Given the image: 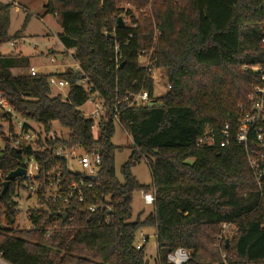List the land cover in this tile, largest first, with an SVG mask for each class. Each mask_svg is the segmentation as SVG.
<instances>
[{
  "label": "trees",
  "instance_id": "16d2710c",
  "mask_svg": "<svg viewBox=\"0 0 264 264\" xmlns=\"http://www.w3.org/2000/svg\"><path fill=\"white\" fill-rule=\"evenodd\" d=\"M44 1L46 13L60 26L58 41L74 50V60L108 104L140 90L148 92L150 104L118 106L119 126L130 140L119 182L113 159L123 148L111 142L117 124L110 114L94 136V120L79 110L88 93L74 85L76 74L69 69L30 75L28 56L0 52V97L14 112L45 129L57 122L68 130L67 143L84 151L97 149L101 155L96 195L67 206L66 219L50 217L57 205L46 202L30 210L31 228L18 227L12 200L17 181L10 182L0 198V260L149 264L145 243L134 246V237L140 228L152 226L158 258L154 264H171L166 256L177 248L190 253L184 264H212L221 252L231 258L230 264H264V146L254 147L257 167L252 170L234 138L218 145L225 125L235 133L248 108V94L258 83V75L243 67L264 58V0ZM12 7L0 0V46L21 39L26 25L27 17L21 30L8 34ZM119 17L130 23L118 26ZM143 51L151 52L153 67L167 71L170 87L163 96L153 95L150 73L138 60ZM50 76L70 83L64 98L51 95ZM5 122L12 132L0 112V191L6 175L30 152L12 146L3 131ZM206 129L215 132V146L196 145ZM140 160L151 173L148 185L131 174ZM256 173H262L259 179ZM18 185L24 188L22 182ZM151 190L152 212L131 221L132 193ZM104 197L111 212L86 210Z\"/></svg>",
  "mask_w": 264,
  "mask_h": 264
},
{
  "label": "built area",
  "instance_id": "2783aa9c",
  "mask_svg": "<svg viewBox=\"0 0 264 264\" xmlns=\"http://www.w3.org/2000/svg\"><path fill=\"white\" fill-rule=\"evenodd\" d=\"M262 43L264 44V35ZM13 44H15L14 41L11 42L12 46ZM114 48L117 50L116 45ZM63 51L72 57L73 64L69 69L76 74L74 85L81 87L88 93L86 102L92 105V110L85 115L90 116L94 120L93 129H98L100 124L106 121L110 114L112 115L113 122L119 126L118 106L121 104H124L126 108L145 107L150 104L149 95L146 90L127 92L120 98L116 97L113 105L108 104L79 64L74 60V50H66L63 47ZM145 53L147 52L143 51L138 56L141 57ZM150 54L151 52H149L147 64L141 65L149 73L153 69ZM49 60L51 63H54V55H51ZM243 68L244 70H251L253 73H256L258 75V83L252 86L248 94V108L245 109L235 133L232 134L229 125H225L219 131L221 140L218 142V145L219 147H224L234 138L235 142L243 147L248 164L254 170L257 167L254 147L264 146V58L261 63L244 66ZM28 74L37 75L39 72L34 66H30ZM150 78L154 80L151 74ZM47 84L50 89L66 88L67 91L70 86L68 81L58 79L55 76H50L47 79ZM169 87L167 84V88ZM0 112L10 121L13 127L12 132H9L7 126L9 123L5 122L3 124V127H6V131L4 128L3 131L11 140L12 146L19 150L27 148L30 151L28 154L22 155L16 167L23 168L25 171L23 175L15 179L17 183L12 194L16 211L14 221L18 227L31 228L29 219L30 210L38 209L46 202L57 205L56 213H66L67 206L74 203H85L89 197L96 195L95 188L99 183L98 177L101 165V155L97 149L84 151L78 145L67 143V136L58 134L52 127L45 129L40 123L19 117L1 97ZM216 144V134L211 129H206L196 141L197 146H215ZM73 163L76 164V168ZM256 174L257 179L262 175V173ZM18 181L23 183L24 188L18 185ZM141 195L145 204H153L155 200L154 190L147 193L141 191ZM32 196L36 198V203L32 206H26L27 199ZM103 199L98 203H89L85 206L86 210L89 212L100 211V214H103L105 211L111 212V206L106 202L107 198L104 197ZM22 220L25 224H23ZM107 220V218H104L103 221L107 223ZM224 227L226 228V226ZM141 239L142 242L145 241L144 237H141ZM218 240L221 241L222 236H218ZM189 254L188 250L177 248L167 254L166 258L171 264H184L188 261ZM230 259L221 252L220 260L212 264H230Z\"/></svg>",
  "mask_w": 264,
  "mask_h": 264
},
{
  "label": "rangeland",
  "instance_id": "374dc122",
  "mask_svg": "<svg viewBox=\"0 0 264 264\" xmlns=\"http://www.w3.org/2000/svg\"><path fill=\"white\" fill-rule=\"evenodd\" d=\"M4 2H11L13 7L10 10V25L8 34L13 35L22 29L25 17H27L26 25L21 33V39L17 40L13 46L11 42L3 43L0 46V52L2 54H16L21 53L29 57L30 66H34L39 73L42 74H55L66 72L73 64L72 57L63 51V46L57 39V34L60 32V26L54 17V15L46 13L44 0H2ZM130 5L125 4V8H129ZM132 8V7H130ZM137 15L138 12L134 9ZM123 22L129 24V19L124 17ZM264 33V29H263ZM150 52V51H149ZM149 52L139 57L140 65L147 64L149 58ZM64 55H63V54ZM54 55V63L50 62V56ZM18 72V71H16ZM153 82V95L154 97L163 96L167 91V71L163 67H153L150 72ZM67 94V89L51 88V95H60L64 97ZM84 114H88L92 110V105L88 102L84 103L79 108ZM51 127L58 134L62 136L68 135V130L61 127L57 122H52ZM6 131V127H3ZM94 136H98V129H93ZM114 146L123 148L122 151L116 150L114 153V171L115 176L119 182H122V175L120 173V166L126 161L129 155V150L125 148L130 144V140L126 133L120 126L115 128V133L111 139ZM76 168V164L73 163ZM131 174L136 180L143 185L151 183V173L148 164L145 160H140L135 166L131 167ZM36 203L34 196L30 197L26 201V206H32ZM153 210V205H148L143 202L141 191L132 193L131 201V221L136 220L138 214L140 219H144ZM26 219V217L24 216ZM23 224L25 222L22 220ZM22 224V225H23ZM141 237L145 238V242H142ZM145 243V259L149 264H154L157 258V245L155 237V228L152 226H145L137 230L134 237V246L138 247ZM0 263H3L0 260Z\"/></svg>",
  "mask_w": 264,
  "mask_h": 264
},
{
  "label": "water",
  "instance_id": "95a60500",
  "mask_svg": "<svg viewBox=\"0 0 264 264\" xmlns=\"http://www.w3.org/2000/svg\"><path fill=\"white\" fill-rule=\"evenodd\" d=\"M117 25L120 26V27H123L124 26V23H123V20L119 17L117 18ZM24 169L23 168H16L15 170L9 172L5 179L3 180L2 182V189L0 191V198H2V196L4 195V193L6 192V190L8 189V186L10 184V182L18 177H20L21 175L24 174ZM50 217H60L62 219H66L67 215L66 213L64 212H61V213H51L49 215Z\"/></svg>",
  "mask_w": 264,
  "mask_h": 264
}]
</instances>
